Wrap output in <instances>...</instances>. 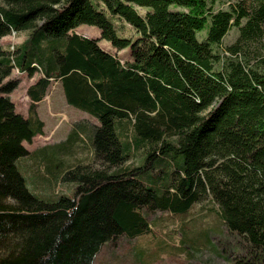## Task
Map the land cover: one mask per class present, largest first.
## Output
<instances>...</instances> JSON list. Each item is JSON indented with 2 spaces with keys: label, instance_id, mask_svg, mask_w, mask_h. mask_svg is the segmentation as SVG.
Segmentation results:
<instances>
[{
  "label": "trees",
  "instance_id": "obj_1",
  "mask_svg": "<svg viewBox=\"0 0 264 264\" xmlns=\"http://www.w3.org/2000/svg\"><path fill=\"white\" fill-rule=\"evenodd\" d=\"M221 1L237 2L214 13ZM115 20L135 37H117ZM80 26L100 40L77 34ZM234 28L223 58L213 48ZM22 33V44L3 49ZM263 42L264 0H0V264H93L107 243L149 236L150 215L181 217L209 200L238 241L235 263L264 264V58L254 67L241 58ZM24 77H37L26 117L10 100ZM52 84L97 125H73L39 150L35 170L57 167L54 181L65 171L59 180L74 187L46 203L29 193L17 161L43 136L37 111Z\"/></svg>",
  "mask_w": 264,
  "mask_h": 264
},
{
  "label": "rangeland",
  "instance_id": "obj_2",
  "mask_svg": "<svg viewBox=\"0 0 264 264\" xmlns=\"http://www.w3.org/2000/svg\"><path fill=\"white\" fill-rule=\"evenodd\" d=\"M236 2H217L213 8V12L228 11L230 5ZM137 12L139 15L144 16L149 10L137 9ZM113 24L117 37L129 39L135 35L134 32L127 29L126 24L117 20L113 21ZM122 26H124L123 29ZM76 33L90 40H100V31L94 27L80 26L77 28ZM26 37V33L18 36L11 35L1 42V44L3 49L8 50L10 47V51H12V48L20 45ZM205 37L206 31L196 35L198 42H203ZM238 38L239 30L234 28L223 39L221 46L213 49L221 57L229 58L230 55L225 54V50L228 47L234 46ZM98 46L106 53L116 54L120 59L126 60L127 58L126 50L116 52L105 41H99ZM263 46L264 42L262 45L255 46L250 52L244 51L241 54V58L249 61L252 67L257 66L258 59L264 58ZM12 77L19 78L17 73H13ZM36 81L37 77L33 80L24 77L20 81L19 88L10 95L17 112H20L19 114L23 117H26L29 105V101L25 95L26 90L34 85ZM54 92L38 107L37 111L38 117L40 119L43 118L44 121V135L34 138L30 144L24 143L23 147L29 153V157L17 161L18 171L25 180L29 193L46 203H53L64 195L71 196L70 194L74 187L70 184H62L59 180L65 171L61 172L54 181L53 173L58 170L57 167L54 168L53 166L54 170L50 171L49 175L44 173L45 171L41 164L35 170L34 164L41 155L39 150L45 146H53L63 142L69 133L68 131L72 128L71 125L74 123L83 124L89 128L97 125V122L88 116H82L67 108L63 104L60 96L56 94V91ZM52 98L55 99V103H58L56 108L51 104ZM50 108H54L60 115L57 118L55 116H50L49 118L48 116L52 112ZM69 159L59 157V161H62L66 166L71 167L75 165ZM76 159L80 163L86 161V164L91 161L90 156L85 157L83 155L77 156ZM133 165H137V160L133 162ZM37 174L41 176V182L37 180ZM43 177L48 179V181L51 180L50 188L43 182ZM216 213H218V207L209 200L204 204L193 207L187 215L181 217H172L161 213L152 214L148 217L151 225V233L149 236L132 241L123 237L114 241V243H107L97 254L93 264H236L234 259L238 257V251H232V248L238 245V241L230 236L225 229L219 228L220 223L219 219L216 218ZM180 242H184L185 244L184 250L180 249L183 254L178 252V249H175L176 243L180 245ZM165 244L168 249L174 246V249H170L168 255L164 251Z\"/></svg>",
  "mask_w": 264,
  "mask_h": 264
},
{
  "label": "crops",
  "instance_id": "obj_3",
  "mask_svg": "<svg viewBox=\"0 0 264 264\" xmlns=\"http://www.w3.org/2000/svg\"><path fill=\"white\" fill-rule=\"evenodd\" d=\"M18 36V35H17ZM85 37V36H84ZM8 38V37H7ZM6 39V38H5ZM5 39H3L1 42H3ZM23 42H21L20 44H22ZM114 55H116V54H114ZM35 78V77H34ZM33 78V79H34ZM33 79H31V80H33ZM54 91H56V94L57 95H59L60 96V98H61V100H62V102H63V104L67 107V108H69L70 110H72V111H74V112H77V113H79L80 115H82V116H87L86 114H84V113H80L79 111H77V110H75V109H72V108H70V107H68L67 105H66V103H65V100H64V97H63V93H62V91H61V88H60V86L58 85V84H52L51 85V87L49 88V91H48V93H47V95H46V97H45V99L41 102V104L40 105H42L46 100H47V98H48V96L51 94V93H55ZM10 100H11V102L14 104V102H13V100L10 98ZM51 104L52 105H54L55 106V108L57 107V105H58V103H55V99L54 98H52V100H51ZM39 105V106H40ZM14 106H15V104H14ZM15 109H16V106H15ZM50 110L52 111L51 113H50V115L48 116L49 118H50V116H55V118H57V116L58 115H60V113H58L54 108L52 109V108H50ZM16 112H17V109H16ZM18 113H20V112H18ZM89 117V116H88ZM90 118V117H89ZM41 120V122L43 123L44 121H43V118H41L40 119ZM93 120V119H92ZM95 121V120H94ZM76 124H79V123H74V124H72L71 126H73V125H76ZM45 128V127H44ZM71 130V129H70ZM69 132V131H68ZM43 135H44V133H43ZM45 147H47V146H45ZM44 148V147H43ZM42 149V148H41Z\"/></svg>",
  "mask_w": 264,
  "mask_h": 264
},
{
  "label": "bare ground",
  "instance_id": "obj_4",
  "mask_svg": "<svg viewBox=\"0 0 264 264\" xmlns=\"http://www.w3.org/2000/svg\"><path fill=\"white\" fill-rule=\"evenodd\" d=\"M10 48V47H9ZM12 50H13V48H12ZM61 87V86H60Z\"/></svg>",
  "mask_w": 264,
  "mask_h": 264
}]
</instances>
